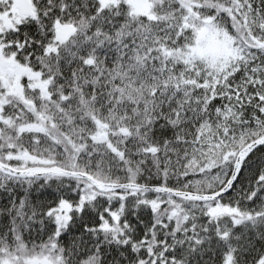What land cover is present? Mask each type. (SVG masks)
I'll return each mask as SVG.
<instances>
[{"label": "snow or ice", "instance_id": "1", "mask_svg": "<svg viewBox=\"0 0 264 264\" xmlns=\"http://www.w3.org/2000/svg\"><path fill=\"white\" fill-rule=\"evenodd\" d=\"M0 264H264V0H0Z\"/></svg>", "mask_w": 264, "mask_h": 264}, {"label": "trees", "instance_id": "2", "mask_svg": "<svg viewBox=\"0 0 264 264\" xmlns=\"http://www.w3.org/2000/svg\"><path fill=\"white\" fill-rule=\"evenodd\" d=\"M45 197H47V194H45V196L44 197H40L41 199H44ZM47 198H50V197H47Z\"/></svg>", "mask_w": 264, "mask_h": 264}]
</instances>
